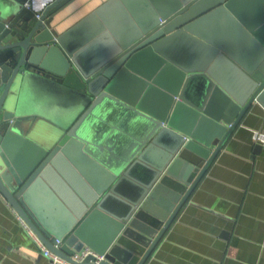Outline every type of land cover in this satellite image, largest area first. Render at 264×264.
I'll use <instances>...</instances> for the list:
<instances>
[{
	"label": "water",
	"instance_id": "water-1",
	"mask_svg": "<svg viewBox=\"0 0 264 264\" xmlns=\"http://www.w3.org/2000/svg\"><path fill=\"white\" fill-rule=\"evenodd\" d=\"M68 1L0 0V195L66 258L89 246L99 264H146L264 107V0H107L59 33ZM111 112L136 120L134 140L108 130Z\"/></svg>",
	"mask_w": 264,
	"mask_h": 264
},
{
	"label": "crops",
	"instance_id": "crops-1",
	"mask_svg": "<svg viewBox=\"0 0 264 264\" xmlns=\"http://www.w3.org/2000/svg\"><path fill=\"white\" fill-rule=\"evenodd\" d=\"M105 1L70 0L51 26L63 32ZM31 96L56 113L71 107L68 97L41 89H32ZM107 118L108 130L122 143L134 140L136 120L118 112ZM254 131L264 133V107L258 103L233 130L146 264H264V141L255 140ZM13 152L19 163L33 158L32 151ZM17 214L0 195V264H50Z\"/></svg>",
	"mask_w": 264,
	"mask_h": 264
},
{
	"label": "built area",
	"instance_id": "built-area-1",
	"mask_svg": "<svg viewBox=\"0 0 264 264\" xmlns=\"http://www.w3.org/2000/svg\"><path fill=\"white\" fill-rule=\"evenodd\" d=\"M253 138L255 140H262L264 141V133L259 131L253 132ZM19 220L21 221L23 227L25 228L26 232L32 239L34 245L38 249V251L49 260L50 264H83L84 260L88 257H92L90 261H92L95 264H99L101 260L103 259V255L98 254L95 252L92 248L89 246H84L79 251L74 252L72 255H70V258H66L54 251H52L47 245L44 243V241L40 238V236L33 230V228L28 225L25 220L17 214ZM62 243L61 239L55 240V246L59 247V245Z\"/></svg>",
	"mask_w": 264,
	"mask_h": 264
}]
</instances>
